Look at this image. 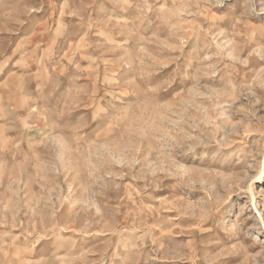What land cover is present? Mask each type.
<instances>
[{"label":"rangeland","instance_id":"374dc122","mask_svg":"<svg viewBox=\"0 0 264 264\" xmlns=\"http://www.w3.org/2000/svg\"><path fill=\"white\" fill-rule=\"evenodd\" d=\"M0 264H264V0H0Z\"/></svg>","mask_w":264,"mask_h":264}]
</instances>
